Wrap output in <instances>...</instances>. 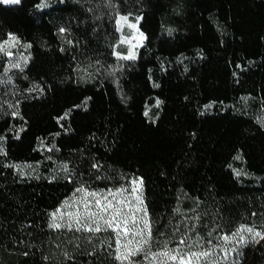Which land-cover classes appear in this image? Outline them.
I'll return each instance as SVG.
<instances>
[{
  "label": "trees",
  "instance_id": "trees-1",
  "mask_svg": "<svg viewBox=\"0 0 264 264\" xmlns=\"http://www.w3.org/2000/svg\"><path fill=\"white\" fill-rule=\"evenodd\" d=\"M38 2L0 4V39L11 32L31 45L23 72L12 71L11 104L20 115L5 114L14 107L0 113V134L8 137L7 156L0 155V264H116L114 248L101 245L109 233L88 243L85 234L48 228L73 185L63 173L48 179L54 165L38 137L57 145L56 159L71 160L85 180L93 158L110 176H142L153 235L178 241L194 227L207 239L219 225L215 243L217 232L239 223L264 229V126L257 119L264 114V0H111L114 8L107 0H58L43 10L34 8ZM117 11L143 17L136 60L111 55ZM7 62L0 59V76ZM117 64L123 68L109 76ZM34 84L44 91H28ZM85 96L87 107L57 122ZM14 161H42L34 173L40 179L5 166ZM233 169L250 175L237 178ZM178 196L181 214L173 212ZM197 214L199 223L184 219ZM242 264H264V240L248 247Z\"/></svg>",
  "mask_w": 264,
  "mask_h": 264
},
{
  "label": "snow or ice",
  "instance_id": "snow-or-ice-1",
  "mask_svg": "<svg viewBox=\"0 0 264 264\" xmlns=\"http://www.w3.org/2000/svg\"><path fill=\"white\" fill-rule=\"evenodd\" d=\"M22 0H0V4L11 6L20 5ZM107 6L114 8L111 0H107ZM51 7L49 0H39L34 5V8L43 10ZM91 11V9H89ZM132 13L127 14L116 12L113 17L117 30L121 32L123 37L122 42L131 45L125 51L117 50L116 45L110 44L112 48L111 55L117 60H136L137 46L142 45L146 39L145 34L139 28V21L143 18L140 15L135 16L133 20L129 17ZM129 30L128 36H124V27ZM66 28L60 27L59 32L65 33ZM170 31V30H169ZM7 39H0V59L13 57L14 53L11 50L18 44L22 43L20 38L14 33H7ZM132 38L135 43H132ZM71 43V42H70ZM25 48L30 47V44H23ZM63 51V49H61ZM21 60L28 61V56L21 54L20 59L9 61L10 68H18L23 72ZM100 63L99 60L96 61ZM123 64H117L110 67L107 73L111 77L117 76V70L122 69ZM27 78V77H25ZM12 78L9 76L7 80L0 79V84H5ZM159 87V85H154ZM28 91L43 92V87L37 88L35 84L27 89ZM250 97L246 96L242 99L247 101ZM90 97L85 96L81 105H73L67 109L62 116H58L57 122L69 117V113L81 106L87 107V101ZM157 105L162 101L157 98ZM19 101H17V105ZM15 110L10 114L13 117L19 116L20 111L17 106H12ZM208 108L209 105H205ZM264 109V103L261 104ZM147 111L145 115H147ZM258 121L264 126V114L257 117ZM60 127L67 131L63 124ZM23 131V129H20ZM61 133L56 132L54 136H59ZM15 138L19 139V132L15 133ZM8 137L0 134V155L7 156L5 142ZM38 149L46 150L49 154L46 156L47 161L53 162L52 174L48 176L49 180H56L60 173H63V178L73 185V191L70 196L66 197L54 211H51L48 219V228L55 230L67 229L68 232H77L85 234V240L88 243L94 241L95 236L100 233H109L107 241H101V245L107 244L108 249H113L112 258L116 264H235L233 254L239 253L240 246L247 245L249 242H259L264 240V229L256 228L247 223H239L235 230L229 232L219 231L215 235V243L213 242V232L220 228L219 225L212 231L207 232V239L194 227L188 229L179 238L174 241L166 236L165 232L157 230L153 235V226L150 219V214L147 205L143 199V177L125 175L118 173L116 177L108 175L104 171V165L100 159L93 158L89 165V179H83V173H77L72 166V161L69 159L57 160L55 154L59 153L60 149L57 145L44 143V138L38 137ZM236 160L241 157L237 155ZM42 161H14L6 167L14 169V171L22 177L34 176L35 165L41 164ZM231 168L232 165L230 164ZM237 178L248 176L250 173L233 169ZM35 179H40V176L35 175ZM102 181H111L110 185L99 187L98 183ZM182 197H177V207L173 209L176 214H181L182 209L179 206ZM193 200L199 207L200 198L194 197ZM187 211L195 212L194 208ZM252 215H256L253 213ZM185 220L194 219L197 223L201 221L199 214L194 217H184ZM179 228H175L174 232H178ZM195 232V238L192 236ZM75 243L79 248V237H73L69 243ZM206 245V246H205ZM96 249L88 255H94ZM28 255L27 252L24 253ZM66 259H74L72 254L65 251ZM45 260L49 257L45 256Z\"/></svg>",
  "mask_w": 264,
  "mask_h": 264
},
{
  "label": "rangeland",
  "instance_id": "rangeland-1",
  "mask_svg": "<svg viewBox=\"0 0 264 264\" xmlns=\"http://www.w3.org/2000/svg\"><path fill=\"white\" fill-rule=\"evenodd\" d=\"M57 1L58 0H49V3L51 5L53 3H56ZM134 17L135 16L132 15V16L129 17V19L133 20V22H135L134 19H133ZM139 28H140V21H139ZM116 29H117V27H116ZM140 30H141V28H140ZM117 32H118V40H117V43H116L117 50L125 51L128 48H130L131 45L129 43L122 42L123 37L121 36V32L118 31V30H117ZM128 33H129V30L127 29V26H125L124 27V36H128ZM144 42H145V40L143 41L142 45L144 44ZM132 43H135V39L134 38H132ZM23 44H25V43H20L15 48L11 49L13 51V53H14V56L13 57H6L7 60H8L7 67H6L5 71L3 72V74L0 76V79L7 80V78L9 76H11V78H12V71L18 69V68H10L9 61H13L14 62V61L20 59L21 54L23 56H28V60H29V58H30L29 47L25 48L23 46ZM142 45L137 46V49H136L137 54H138L139 48ZM27 62H24L23 60H21L22 67H24ZM13 88H14V80H13V78L10 81H8L7 83H5V84H0V113H4L6 111L12 110L13 107H10V105H12L11 104V94L13 92ZM142 196H143V199H144V187H143ZM254 243L255 242H249L247 245L240 246L239 253L238 254H235V253L233 254V258L235 259V264H242L243 263L244 259L246 258V255H247L248 247H250Z\"/></svg>",
  "mask_w": 264,
  "mask_h": 264
}]
</instances>
